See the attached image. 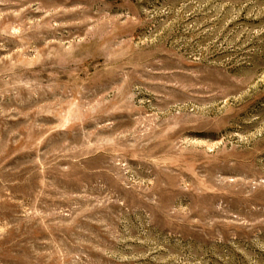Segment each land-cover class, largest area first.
Here are the masks:
<instances>
[{"label": "rangeland", "instance_id": "obj_1", "mask_svg": "<svg viewBox=\"0 0 264 264\" xmlns=\"http://www.w3.org/2000/svg\"><path fill=\"white\" fill-rule=\"evenodd\" d=\"M0 264H264V0H0Z\"/></svg>", "mask_w": 264, "mask_h": 264}]
</instances>
